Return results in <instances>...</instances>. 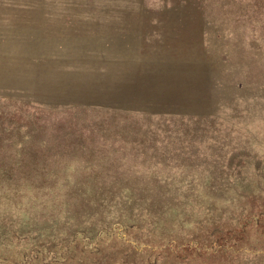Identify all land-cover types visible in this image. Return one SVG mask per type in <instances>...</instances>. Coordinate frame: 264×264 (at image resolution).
Segmentation results:
<instances>
[{
  "label": "rangeland",
  "instance_id": "rangeland-1",
  "mask_svg": "<svg viewBox=\"0 0 264 264\" xmlns=\"http://www.w3.org/2000/svg\"><path fill=\"white\" fill-rule=\"evenodd\" d=\"M0 264H264V0H0Z\"/></svg>",
  "mask_w": 264,
  "mask_h": 264
}]
</instances>
